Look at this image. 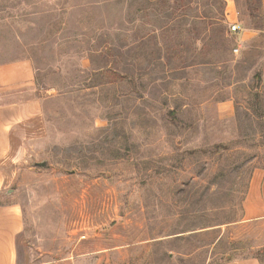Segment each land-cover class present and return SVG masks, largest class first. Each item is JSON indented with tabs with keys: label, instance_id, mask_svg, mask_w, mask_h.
Listing matches in <instances>:
<instances>
[{
	"label": "rangeland",
	"instance_id": "obj_1",
	"mask_svg": "<svg viewBox=\"0 0 264 264\" xmlns=\"http://www.w3.org/2000/svg\"><path fill=\"white\" fill-rule=\"evenodd\" d=\"M229 1L0 0L42 98L2 163L21 263L264 264V0Z\"/></svg>",
	"mask_w": 264,
	"mask_h": 264
},
{
	"label": "crops",
	"instance_id": "obj_2",
	"mask_svg": "<svg viewBox=\"0 0 264 264\" xmlns=\"http://www.w3.org/2000/svg\"><path fill=\"white\" fill-rule=\"evenodd\" d=\"M35 86V69L30 60L0 65V264H23L19 241L26 231V217L22 203L8 194L2 163L10 154L14 129L42 110V98L35 95ZM243 205L242 222L264 218V174L252 179ZM218 264L262 262L256 256H244L229 257Z\"/></svg>",
	"mask_w": 264,
	"mask_h": 264
},
{
	"label": "built area",
	"instance_id": "obj_3",
	"mask_svg": "<svg viewBox=\"0 0 264 264\" xmlns=\"http://www.w3.org/2000/svg\"><path fill=\"white\" fill-rule=\"evenodd\" d=\"M231 28L233 31H238V32L240 31V27L237 23L232 24ZM236 51H238V49H236Z\"/></svg>",
	"mask_w": 264,
	"mask_h": 264
},
{
	"label": "trees",
	"instance_id": "obj_4",
	"mask_svg": "<svg viewBox=\"0 0 264 264\" xmlns=\"http://www.w3.org/2000/svg\"><path fill=\"white\" fill-rule=\"evenodd\" d=\"M257 257V256H256Z\"/></svg>",
	"mask_w": 264,
	"mask_h": 264
}]
</instances>
